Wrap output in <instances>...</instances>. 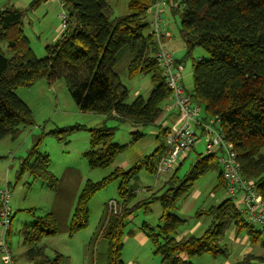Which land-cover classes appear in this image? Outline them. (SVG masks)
I'll return each mask as SVG.
<instances>
[{"label": "trees", "instance_id": "16d2710c", "mask_svg": "<svg viewBox=\"0 0 264 264\" xmlns=\"http://www.w3.org/2000/svg\"><path fill=\"white\" fill-rule=\"evenodd\" d=\"M110 1L63 0V9L69 17L68 27L46 47L43 58L35 55L24 33L25 11L14 5L0 9V45L6 43L12 52L8 58L0 49V140L15 139L22 126L34 124L32 110L17 96L16 89L31 87L40 79L50 84L64 79L81 112L107 116L120 123L129 121L133 128L155 127L157 131L156 149L151 155L129 170L117 167L101 181L86 182L68 226L69 237L87 228L89 206L96 194L110 183L119 181L121 202L111 200L106 204L91 243L93 247L99 239L107 243L105 260L101 264H126L122 254L124 237L131 233V230L127 232L129 219L142 207L147 211L157 202L162 207L157 226L144 223L141 233L151 241L161 264H193L194 259L204 255L226 257L228 236L232 232L236 237L245 233L251 244L264 248L261 237L264 231L247 220L228 192L229 198L197 213L198 218L211 219L203 235L178 237L185 222L177 215L178 203L191 193L201 177L211 170H218L220 185L227 191L218 161L220 152L198 155L183 177H178L181 166L178 167L169 173L172 176L165 182L162 193L153 192L149 200L132 205L136 193L131 182L140 170L145 169L156 177V181L161 179L156 176L157 166L171 132L161 118L172 92L165 84L156 59L159 38L153 32L154 14L150 11L156 0H129L130 13L121 17H114ZM165 2V13L180 19L178 31L186 51L184 58L176 60V64L184 67L185 61H192L193 87L190 92L184 89L192 100L201 104L207 119L219 122L225 140L232 144L237 155L242 178L255 183L264 202V0ZM33 3L36 4V0ZM150 14H153L151 19ZM163 27L167 28L166 25ZM166 39L163 35L160 42L166 45ZM197 48L209 57L195 59ZM125 53L131 55L128 77L148 75L153 84L147 99L139 96L129 104V90L116 71L118 61ZM65 132L67 130L53 134ZM89 133L90 149L85 158L92 169L111 167L127 148L114 142V128L103 126L90 129ZM132 135L133 141L144 136L138 131ZM38 146L34 144L22 162L19 174L29 173L34 180L46 182L51 189L57 188L59 181L49 169L50 158ZM112 201L116 202V209L110 205ZM60 232L52 213L38 218L32 225H25L20 235L26 248L27 264H66L62 254L54 252L52 256L41 244L45 237ZM253 261L264 263V258L248 254L239 264H254Z\"/></svg>", "mask_w": 264, "mask_h": 264}, {"label": "rangeland", "instance_id": "374dc122", "mask_svg": "<svg viewBox=\"0 0 264 264\" xmlns=\"http://www.w3.org/2000/svg\"><path fill=\"white\" fill-rule=\"evenodd\" d=\"M34 1L0 0V9L14 5L25 11L24 33L35 55L38 58H43L46 55V46L53 44L61 35L60 15L64 9L57 1L47 3L46 0H36V4L33 3ZM128 3L129 0H111L110 5L114 17L128 15L130 13ZM161 14L164 25L169 27L174 36V40L167 43L168 47L173 50L176 60H182L186 51L178 31L180 19L172 17L169 13L166 14L163 9H161ZM149 18L151 19L152 15ZM175 43L179 45L176 48ZM0 49L6 57L12 56L6 43H2ZM176 50L181 52H176ZM200 57L209 56L205 51L197 48L194 58ZM130 59L131 55L125 53L119 59L116 67L122 83L129 90L128 104L139 96L147 99L153 90L150 76L140 74L132 79L128 77L127 67ZM183 66V86L187 92H190L193 87L192 61H185ZM15 93L32 110L34 124L22 126L15 139L7 137L0 140V191L9 190L11 193L9 207L13 213L10 234L5 236V240L9 244L13 257L17 264H27L24 258L26 248L23 245L20 230L25 223H30L33 220L36 222L38 218L52 213L61 232L55 236L45 237L41 242L47 247L50 255L53 256L54 252L62 254L66 264L103 263L107 252L106 241L99 239L94 247L91 243L98 231L106 204L111 200L121 202L120 183L114 181L96 194L89 206L90 216L87 228L73 237H69L67 230L76 208L77 199L87 181H101L110 176L117 167L129 170L135 163L151 155L156 149L155 127L133 128L129 121L120 123L107 116L81 112L72 100L64 79L57 80L52 84L45 79H40L31 87L16 89ZM173 118L171 117V119ZM180 125L181 121L172 126V130L176 131ZM103 126L114 128V142L127 146V148L116 158L111 167L92 169L85 158V153L90 149L89 130ZM79 127L80 129L77 130L76 128ZM63 130H67V132L53 134ZM136 131L144 136L140 140L133 141L132 133ZM197 135L200 141L187 158L179 163L178 167H181L178 177H183L189 171L198 155L206 154V137L199 131ZM36 143L39 145V150L47 153L50 158L49 169L59 181L57 188L51 189L46 182L34 180L29 173L19 174L21 162L28 156ZM171 176L172 174H166L156 181V177L145 169L140 170L137 177L131 182L136 193L132 205L135 206L141 201L149 200L153 192L162 193L165 182ZM227 198H229L227 191L220 185L218 170H211L201 177L195 183L191 193L178 203L177 215L185 221L178 231V237L203 235L209 227L211 219L205 216L198 218L197 213L216 206ZM161 215L162 207L157 202L151 204L147 211L142 207L129 219L131 221L127 232L133 231L138 238L130 239L127 235L124 237L122 258L126 264H161L160 258L153 252L151 241L141 233L144 223L156 227ZM198 223L197 230L191 232L190 230ZM3 233L4 228L0 221V242L3 239ZM230 235L231 233L228 238ZM244 236H246L245 233H242L237 237L242 239ZM261 237L264 239V233ZM227 243L229 253L226 257L204 255L194 259L193 264H239L244 257L242 252L245 245L229 240ZM247 246L252 248L254 253L262 248L260 245H253L250 242ZM0 264H5L1 249Z\"/></svg>", "mask_w": 264, "mask_h": 264}, {"label": "built area", "instance_id": "2783aa9c", "mask_svg": "<svg viewBox=\"0 0 264 264\" xmlns=\"http://www.w3.org/2000/svg\"><path fill=\"white\" fill-rule=\"evenodd\" d=\"M55 1L59 2L62 8L64 7L63 0H50V2ZM165 5V0H156L150 10L154 14L153 32L159 38L156 59L162 69L165 84L172 92L171 98L164 107L161 120L165 123L169 116L178 113L181 118V125L176 131L170 128L171 132L167 136L166 149L157 166V179L172 173L178 168L179 163L187 158L200 141L197 135L199 131L206 137V154L220 152L218 161L222 168L229 196L236 200L247 220L264 231V202L256 191L255 183L253 181H245L242 178L237 155L233 150L232 144L225 140L222 131L219 129V122L213 118L207 119L203 114L201 104L192 100L186 93L182 85L183 67L176 64L173 53L165 44L160 42L161 36L170 37L169 32L163 27L164 20L161 9ZM60 20V33L62 34L69 24V17L64 10L60 15ZM10 199L11 193L9 190L0 191V221L4 228L0 249L5 264H15L9 244L5 240V236L11 229L13 219V213L9 207ZM110 205L114 209L117 207L114 201ZM114 211L116 212L117 210Z\"/></svg>", "mask_w": 264, "mask_h": 264}, {"label": "crops", "instance_id": "0c3cea01", "mask_svg": "<svg viewBox=\"0 0 264 264\" xmlns=\"http://www.w3.org/2000/svg\"><path fill=\"white\" fill-rule=\"evenodd\" d=\"M46 2L47 3H50V2H48L47 0H46ZM153 13V12H152ZM150 15H153V14H150ZM153 18V17H152ZM150 19V18H149ZM167 30H168V32H169V34H170V37L169 38H167L166 39V45L168 46V44L167 43H169V42H172L173 40H174V36H173V34H172V32H171V30L169 29V27H167L166 28ZM60 37V36H59ZM48 46V45H47ZM46 46V47H47ZM177 46H179V45H177V43H175V48L177 47ZM46 49V48H45ZM171 49V48H170ZM171 51H172V53L174 54V52H173V50L171 49ZM176 52H181L180 50H176ZM171 117H174L173 119H171ZM180 121H181V118H180V115L178 114V113H174V114H172L171 116H169L168 117V120L164 123V125L165 124H168V125H165V126H167L168 128H172V126H174V125H177L178 123H180ZM156 130V129H155ZM156 133V135H157V131L155 132ZM23 161H24V159H23ZM22 161V162H23ZM22 162H21V164H22ZM139 162V161H138ZM21 166V165H20ZM14 216H15V214H14ZM33 223H35V221L33 220V221H31L30 223H25L24 224V226L25 225H32ZM23 226V227H24ZM22 227V228H23ZM199 227V223L196 225V226H194L190 231L191 232H195L197 229L196 228H198ZM21 228V229H22ZM127 237H129L130 239H137L138 238V236L136 235V234H134L133 233V231H131V233H129L128 235H127ZM230 241H234L235 243H239V244H241V245H245V247H244V249H243V252H242V256H246V255H248V254H253L255 257H262V258H264V248H261V250L260 251H258V252H256V253H254V251H253V249L252 248H250L249 246H247L248 245V243L250 242L249 240H248V238H247V236H244L242 239H240V238H238V237H236L235 235H234V233L232 232L231 233V235H230ZM253 263L254 264H264V263H260V262H258V261H253Z\"/></svg>", "mask_w": 264, "mask_h": 264}]
</instances>
